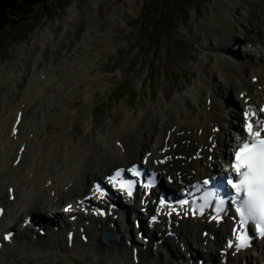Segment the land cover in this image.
Returning <instances> with one entry per match:
<instances>
[{
    "label": "bare ground",
    "instance_id": "6f19581e",
    "mask_svg": "<svg viewBox=\"0 0 264 264\" xmlns=\"http://www.w3.org/2000/svg\"><path fill=\"white\" fill-rule=\"evenodd\" d=\"M198 28L204 54L194 81L174 97L164 91L155 102L137 110L124 106L120 116L126 141L115 131L100 134L90 146L76 145L70 137L78 118L73 99L82 91L73 95L70 88L65 100L57 99V107L37 110L34 101L51 96L54 84L33 75L22 91L19 85L24 79L12 70H1V84L10 86L9 91L13 84V91L11 103L0 110V209H4L0 264H97L99 255H106L109 263L135 264L134 248L137 264H198L201 258L204 264H264V242H255L254 250L240 254H221L230 237L228 218L218 225L204 219L172 221L173 236L166 237L163 225L145 229L142 224L137 230L133 219L123 213L127 210L139 221L160 192L181 190L179 182L194 185L211 174L226 173L222 167L227 166V149L246 136L243 113L253 110L264 119L259 111L264 98V0H213ZM240 46L241 52L236 48ZM90 125L87 117L82 119V129L89 131ZM141 162L160 181L151 196L140 198L138 206H125L116 219L78 215L74 223L67 221L91 194L93 182ZM27 218L32 221L27 223ZM204 225H208L205 237L201 235ZM80 227L87 242L78 234ZM7 231L14 232L10 244L2 242ZM68 231L75 232L71 242ZM104 231L110 233L107 242L101 239ZM139 231L148 238L147 244L138 238Z\"/></svg>",
    "mask_w": 264,
    "mask_h": 264
},
{
    "label": "rangeland",
    "instance_id": "374dc122",
    "mask_svg": "<svg viewBox=\"0 0 264 264\" xmlns=\"http://www.w3.org/2000/svg\"><path fill=\"white\" fill-rule=\"evenodd\" d=\"M212 3L47 0L24 22L0 31V74L5 69L14 71L24 79L19 85L22 91L33 75L54 84L51 96L34 101L37 110L57 107V99L65 100L70 88L73 95L82 91V96L73 99L78 118L70 137L76 145L90 146L100 134L115 131L126 141L120 116L124 106L137 110L155 102L164 91L174 97L194 81L204 54L198 22L208 15ZM240 47H236L239 52ZM5 80L10 83L9 77ZM11 86L9 91L10 86L0 82V104L5 105H0L1 111L11 103ZM85 117L91 121L89 131L81 126ZM99 256L97 264H118L115 260L109 263L106 255ZM87 260L92 262L90 256Z\"/></svg>",
    "mask_w": 264,
    "mask_h": 264
},
{
    "label": "snow or ice",
    "instance_id": "6c2138e0",
    "mask_svg": "<svg viewBox=\"0 0 264 264\" xmlns=\"http://www.w3.org/2000/svg\"><path fill=\"white\" fill-rule=\"evenodd\" d=\"M259 111L264 112V108ZM243 131L246 133V138L235 147L233 159L226 170L232 173L227 176V185L234 193L231 196V203L235 205L236 214L240 218V228L243 229L245 223L252 222L255 224L257 232L264 237V119L258 118L255 111L246 110ZM129 171L135 176L139 175L135 169ZM119 176L120 170H117L114 176L109 177L108 180L110 183H119V190L127 191V195L131 196L130 182H119L117 180ZM202 184L209 186L211 179H205ZM208 197H212V202L216 205L214 210L218 215L213 219H218L219 213L223 211L224 201L219 198L214 189L209 188L204 203L200 205L201 211L206 205H209ZM160 203L164 205L165 201L161 200ZM178 203L184 205L189 202L181 200ZM233 233L236 236V242L233 245L230 241L229 247L243 249L248 246L249 238L243 231L233 229ZM4 239H8V236H5Z\"/></svg>",
    "mask_w": 264,
    "mask_h": 264
},
{
    "label": "trees",
    "instance_id": "16d2710c",
    "mask_svg": "<svg viewBox=\"0 0 264 264\" xmlns=\"http://www.w3.org/2000/svg\"><path fill=\"white\" fill-rule=\"evenodd\" d=\"M47 0H0V31L8 25L24 22L37 6H43Z\"/></svg>",
    "mask_w": 264,
    "mask_h": 264
},
{
    "label": "water",
    "instance_id": "95a60500",
    "mask_svg": "<svg viewBox=\"0 0 264 264\" xmlns=\"http://www.w3.org/2000/svg\"><path fill=\"white\" fill-rule=\"evenodd\" d=\"M108 238H109V237H108V235L106 234V235H105V239L107 240Z\"/></svg>",
    "mask_w": 264,
    "mask_h": 264
}]
</instances>
